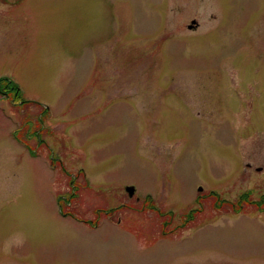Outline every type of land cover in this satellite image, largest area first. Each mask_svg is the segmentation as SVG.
Listing matches in <instances>:
<instances>
[{
    "label": "rangeland",
    "instance_id": "374dc122",
    "mask_svg": "<svg viewBox=\"0 0 264 264\" xmlns=\"http://www.w3.org/2000/svg\"><path fill=\"white\" fill-rule=\"evenodd\" d=\"M0 77V264H264V0H0Z\"/></svg>",
    "mask_w": 264,
    "mask_h": 264
},
{
    "label": "trees",
    "instance_id": "16d2710c",
    "mask_svg": "<svg viewBox=\"0 0 264 264\" xmlns=\"http://www.w3.org/2000/svg\"><path fill=\"white\" fill-rule=\"evenodd\" d=\"M0 96L5 97L7 99H10L13 103L15 104H19V105H25L31 102H35V101H31V100H27L24 99L22 96V92L21 89L19 88L18 84L16 82H14L12 79H10L9 77H0ZM48 113V110L46 107H44L43 111L40 112L39 117H38V124H39V128L38 130H34L32 131V134L36 136V138L38 139V142L40 144L44 143V140L40 137V131L42 128V122H43V115H46V113ZM17 132V133H16ZM13 135L15 136V138L17 139L18 142H20L21 144H24V146L29 149V151H32V149L28 146L26 140L21 139V133L19 131H15L13 133ZM33 155H35L34 151L31 152ZM54 163L53 158H51V164ZM75 188L72 190L74 192ZM75 196V194H72L70 196V199ZM60 199V198H59ZM146 202L147 207L154 209L156 211H160L158 209L155 208V205L152 203V201L150 200L149 197L146 198ZM67 200H66V204H67ZM238 202L240 203V200H238ZM59 206H60V211H61V204L59 202ZM239 209H237L236 212H238ZM193 212H195L194 210H191L189 213H187L185 215V217H191L193 214ZM160 214L164 215V214H170V213H165L163 211L159 212Z\"/></svg>",
    "mask_w": 264,
    "mask_h": 264
},
{
    "label": "water",
    "instance_id": "95a60500",
    "mask_svg": "<svg viewBox=\"0 0 264 264\" xmlns=\"http://www.w3.org/2000/svg\"><path fill=\"white\" fill-rule=\"evenodd\" d=\"M197 26H198L197 21H196L195 19H193V20H191L190 24L187 25V28H188V29H194V28H196ZM198 189L201 190L202 188L199 187ZM125 190H126V192L128 193V196H129V197L133 196V194H134V192H135V188H134V186H126V187H125Z\"/></svg>",
    "mask_w": 264,
    "mask_h": 264
},
{
    "label": "flooded vegetation",
    "instance_id": "af4514ba",
    "mask_svg": "<svg viewBox=\"0 0 264 264\" xmlns=\"http://www.w3.org/2000/svg\"><path fill=\"white\" fill-rule=\"evenodd\" d=\"M134 195V194H133Z\"/></svg>",
    "mask_w": 264,
    "mask_h": 264
}]
</instances>
